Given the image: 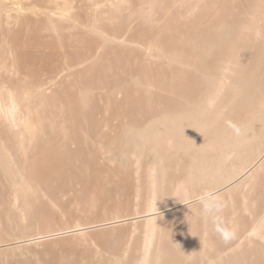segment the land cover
I'll return each instance as SVG.
<instances>
[{
  "label": "bare ground",
  "instance_id": "6f19581e",
  "mask_svg": "<svg viewBox=\"0 0 264 264\" xmlns=\"http://www.w3.org/2000/svg\"><path fill=\"white\" fill-rule=\"evenodd\" d=\"M0 264H264V0H0Z\"/></svg>",
  "mask_w": 264,
  "mask_h": 264
},
{
  "label": "clouds",
  "instance_id": "9594fccd",
  "mask_svg": "<svg viewBox=\"0 0 264 264\" xmlns=\"http://www.w3.org/2000/svg\"><path fill=\"white\" fill-rule=\"evenodd\" d=\"M236 132L237 134H239L240 130L236 129ZM201 202L203 204V210L205 213L211 214L214 210H218V208H216L214 204L208 202L207 197H202ZM223 236L225 240H228L231 238V234L229 232H224Z\"/></svg>",
  "mask_w": 264,
  "mask_h": 264
}]
</instances>
